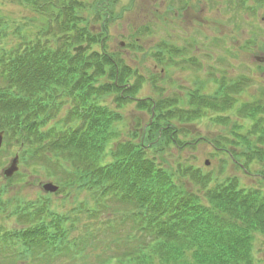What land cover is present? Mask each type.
I'll return each instance as SVG.
<instances>
[{"label":"trees","instance_id":"1","mask_svg":"<svg viewBox=\"0 0 264 264\" xmlns=\"http://www.w3.org/2000/svg\"><path fill=\"white\" fill-rule=\"evenodd\" d=\"M11 1L20 4L25 2ZM70 1L73 3L75 0ZM3 2L0 3V71L6 73L0 77L7 80L15 75L12 79L17 87L10 92L9 98L14 107L26 104L29 93H38L40 99L44 93L56 92L69 84H75L87 93L92 89L97 94V103L92 111L94 116L89 122L87 135L79 143L81 145H78L75 138L64 142L59 139L57 144L74 147L83 154L76 165L81 176L85 173L86 165H92L90 178L94 183L106 182L111 191L120 189V198L115 200L140 204L158 215L163 241L138 264H153L157 260L161 264L181 263L188 252L193 253L192 257L197 264H255L252 256L253 241L256 234H264V194L259 190L241 189L235 182V185L210 190L206 194L211 204L208 205L204 201L205 195L194 192L190 185L187 188L188 181L198 179L199 172L186 169L171 173L166 164L160 163L157 155L151 158L154 151L165 153L169 143L176 148L191 144L186 139L190 136L188 131L178 127L184 122H190L188 116L185 119L184 110L172 108L171 105L159 106L154 99L141 100L142 108H154L150 112L154 114L152 120L144 123L141 134L132 135L128 141L118 142L112 147L113 136L117 134L114 133V124L121 121V118L109 106L102 105L101 98L105 93H114L117 105L121 106L126 100L131 102L130 96H134V92L123 86V74L117 75L116 67L106 56L101 60L96 59L97 72L104 74H97L95 79L88 70L93 65L92 58L80 60L68 48L61 55L60 46L36 52V47L30 48L33 42L27 26L17 24L21 22L16 20V16L3 13ZM49 31L50 27L47 28ZM74 34L77 40H72L78 42L79 34L77 31ZM107 64L110 65L108 72L104 69ZM99 75L106 77V82L94 87ZM108 79L114 89L104 87ZM8 96L0 91V103ZM210 103L213 105V102H207ZM32 126L27 125L29 128ZM191 140L198 143L201 138L194 137ZM240 142L242 146L251 147L250 140L244 135H241ZM108 150L113 159L104 163ZM255 151L263 153L258 148ZM255 151L249 150L242 155H258L255 156L257 159H264V153L258 154ZM199 181L196 184H200Z\"/></svg>","mask_w":264,"mask_h":264},{"label":"rangeland","instance_id":"2","mask_svg":"<svg viewBox=\"0 0 264 264\" xmlns=\"http://www.w3.org/2000/svg\"><path fill=\"white\" fill-rule=\"evenodd\" d=\"M40 1L43 2L45 0ZM100 1L101 0H79V11L84 17L93 21L96 18V14H94L95 5ZM1 2H3V5L1 6L2 9L15 13L9 15L16 16V20L21 22L17 24H23L30 27V24L28 23L29 20L33 22L34 26L36 23L47 19L36 10L26 8L14 1L0 0V3ZM64 2L67 5L70 3L69 0H64ZM107 2L112 1L107 0ZM104 5L107 6L105 9L113 15L112 19H114V22L109 25L108 36L105 40L106 46L109 50L118 51V49H120L121 52H125L127 51L129 44L135 39H141L140 43L145 45L146 49L154 47L157 42L166 39H173L175 43L181 46H189L188 42L191 41L198 42L200 50L196 52L195 56L202 59V62L207 65V70L205 72L200 71L195 66L188 67L190 64L186 63L184 64L185 69L181 68V65L178 64L177 66L167 65L166 69H161V71L160 67H154L151 53L152 49H150V52L144 53L143 55L137 52L134 53L139 56L142 61L139 63L134 62L133 66H139L146 75L149 72H154L155 75L160 72L165 73V81L161 84H163L164 87L171 89L168 91V94H174L179 90L182 91L181 94L184 101L186 100V90L192 92V89L196 87L195 82L197 80H209L212 66L208 65L207 57L210 53L217 56V61L213 66H218L222 72L233 78L247 77L250 68L255 67L258 70L259 65H264V13H260L259 16H253L249 10L240 9L237 0H191L190 7L187 11H182L180 0H114L113 4L102 3L100 8ZM175 11H180V16L175 17ZM91 25L95 31L98 30L94 27V22ZM148 27L154 29V33L152 35L144 36L143 32ZM169 35L171 38H169ZM124 39L129 43H125L124 46H121L120 42ZM250 40L258 42L257 49L249 50L247 48V43ZM205 45H208L207 51H204ZM134 54L132 52L129 54L127 53L126 58L132 59L135 56ZM181 62H183V60H179V63ZM229 64H234L236 66L235 72H228ZM173 79L177 80V87H174L175 85L171 84V80ZM255 80L256 85L254 88L247 90L242 98L246 100L257 98L256 102L264 101V75H258ZM132 83L133 82H131V84ZM150 88L151 87L148 85L142 87V89L137 92V96H135L136 99L124 105L123 111L116 109V111L121 114L122 119L114 124V133L117 134L113 136L114 141L112 147L118 142L123 143L130 139V132L136 129L139 117H144L147 121L151 120L149 114L146 113L149 111H146L145 109L146 112H141L143 109L138 106L137 101V99L144 98L149 93H152ZM216 89H218V87H216ZM63 96H65L63 99H65V102L69 105V102L71 101L70 95L64 90ZM235 98L234 102H237L239 96L235 95ZM106 100L109 106L116 108L114 96H110ZM231 108L232 105L228 108L229 110H227L230 120L216 121L209 118V116L204 117L205 114L200 120L181 125L187 126L189 128V133L191 130L192 134L203 133L205 135L203 141L192 143L193 140L191 139L194 138V136L191 135L186 138L188 142L191 143V147L181 145V148H176L169 143L166 146L167 151L165 153L159 154V152L154 151L151 158H155L157 155L160 159V163L166 164L171 173H174L178 169L179 162H184L188 167L194 164L195 167L201 169L204 174L213 173L215 175V178H212L211 184L222 183V181H225L228 177L235 176L240 179L239 184L243 186V189H253L264 192V177L260 174V172H264V159H257L255 156L258 155H254V157H246L245 155H242V153L248 152L247 148L242 146V144L234 145L235 143L229 144V142H226L223 148H225L228 153L225 151V154H222L221 151L219 152L215 149L218 146L215 143L221 141L223 137L234 138V134L244 135L246 131L244 127L246 126H250L251 132L264 131V127L258 129L259 123H253V117L250 116L251 114L247 115L245 113L244 117L240 116L236 119L235 115L237 114V107L234 105V107ZM259 109L260 107L257 110ZM208 111L209 113L207 115H211L212 117H214L217 112L212 109H208ZM238 121L240 123H238ZM232 131L236 132L232 134ZM253 135L254 136H251L250 149L260 148L264 153V134L263 137L256 136L255 134ZM231 151L234 152V156L237 157L236 159H233V157L229 155ZM216 153H219V155L214 156ZM13 156L14 154L10 152L8 145H6L4 150L2 149L0 152V186L8 183L7 179L4 178L2 171ZM239 157L241 158V161ZM112 158L110 150H108L107 154L104 156L103 162L108 163ZM222 159H225V161L231 159L232 161L231 164H228L226 161L225 166L228 167L229 172H225V174L228 173L224 176L223 180H221L223 172H220L221 166H223ZM239 162H241V165H244L240 167V165L237 164ZM19 165H21L20 162ZM31 167L27 164L20 166L19 172L27 174L29 178L27 182L11 190V193L13 194L12 199L24 198L32 201L37 198L40 189L37 186V179L46 178V174L43 173V171L37 172L38 168H35L33 165H31ZM34 170L36 171V174H31L30 171ZM236 183L238 184L237 181ZM196 186L197 187L194 189H202L199 184ZM237 186L239 187V185ZM90 197L91 196L88 193H81V195L76 196L74 202L70 199H65L64 201L59 202V205L64 206L66 209L73 208L78 205V201H82L83 203L88 201ZM5 216L6 213L0 215V221H4L6 219ZM107 217H105V220L103 221H110L112 223L111 229L117 228L121 230L122 226L119 225L120 221L118 218L106 219ZM85 218L86 220H90L87 217ZM103 221L98 222L97 220H93L92 228H96L97 225L102 224ZM80 229L82 230L84 227L81 226ZM77 233L78 232H76L75 235ZM80 235L81 233L77 234V236ZM103 238L107 239L104 241ZM118 240H122V238H119ZM99 242L100 244L97 243V247L91 251V254H83L81 252H79L80 255L77 253H62L58 256L52 257L49 264H95L100 262L101 258L104 256L115 253H108L116 248V242L113 235H109L108 237L101 235ZM91 243L94 244V242ZM252 253L255 264H264V234L260 233L255 235ZM192 256L193 253L188 252L184 260H182L181 263L176 264H197ZM57 258H60V260L56 261ZM0 264L24 263L19 260L9 259L8 261H4L3 259H0ZM153 264H161V261L157 260Z\"/></svg>","mask_w":264,"mask_h":264}]
</instances>
